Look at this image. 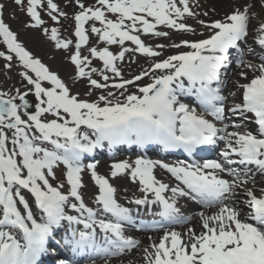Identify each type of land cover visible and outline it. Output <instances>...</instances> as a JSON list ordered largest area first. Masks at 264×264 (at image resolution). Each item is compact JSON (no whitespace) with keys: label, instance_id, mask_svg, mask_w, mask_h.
Listing matches in <instances>:
<instances>
[{"label":"snow or ice","instance_id":"obj_1","mask_svg":"<svg viewBox=\"0 0 264 264\" xmlns=\"http://www.w3.org/2000/svg\"><path fill=\"white\" fill-rule=\"evenodd\" d=\"M14 3L26 10L31 21L27 26L41 28L56 49L67 51L73 45L72 40L59 38L58 29L49 32L43 27L41 12L57 23L59 17L67 16L53 0ZM74 3L79 11L74 15L75 50L69 59L76 69L75 79L86 78L94 89L122 90L123 99L113 91L91 102L72 94L56 73L17 41V35L3 21L0 5V37L8 53L0 52V57L11 68L15 55L27 70L20 75L32 86L30 91L37 101L30 114L29 92L17 90L10 95L0 91V264H40L43 256L56 254V249L49 247L53 241L73 257H87V264H96L97 259L109 264L112 258L139 248L141 242L125 234L126 226H136L132 209L118 202L117 188L110 182L122 177L138 184L142 194L128 203L160 217L142 227L166 229L158 242L143 248L144 264H264V186L257 195L254 179L258 174L264 182V55L258 65L245 64L242 55L230 60L231 50L239 53L241 45L247 44L254 5L247 3L243 10L236 7L223 19L210 23L197 20L209 33L205 37L200 32L201 39L153 45L142 37L171 39L172 32L197 33L185 22L198 15L189 0ZM256 31L255 42L264 49V23ZM90 34L105 45L88 48L90 56L102 62L103 83L92 78L99 70L90 67L92 61L81 54L89 45ZM126 42L133 47L125 46ZM113 45L118 46L116 51L110 50ZM166 48L183 50L164 57ZM136 54L150 59L151 64L125 79L120 65L126 55ZM231 63L249 69L252 78L245 71L238 73L247 82H237L241 102L228 107L227 113L255 125V132L247 125L226 123L227 97L221 93ZM88 67L90 71L85 70ZM145 77L150 82L138 83ZM129 85L136 91L129 92ZM230 95L236 98V92ZM182 97L194 98L201 111L183 102ZM218 141L224 144L219 152L222 159L202 163L181 160L167 164L137 156L134 161L112 164L108 177L90 163L86 169L98 189L94 196L98 207L85 203L82 174L86 169L82 160L105 142L109 149L117 145H136L139 149L160 146L166 152L182 150L191 157ZM240 166H244L243 175ZM157 168L170 174L176 185L158 179ZM238 190L245 198L240 202ZM181 198L213 210L198 213L199 231L193 227L183 232L171 230V225H188L193 219L181 213ZM60 228L66 234L56 240ZM56 264L80 262L58 259Z\"/></svg>","mask_w":264,"mask_h":264},{"label":"rangeland","instance_id":"obj_2","mask_svg":"<svg viewBox=\"0 0 264 264\" xmlns=\"http://www.w3.org/2000/svg\"><path fill=\"white\" fill-rule=\"evenodd\" d=\"M53 2L59 6V9L61 11L67 13V16L59 17V23H57L55 21H52L46 12H41V18L45 22L43 27L49 29V32L52 28H56L58 29L60 39L72 40L73 45H70V48L67 51L63 49H59V50L56 49L54 42L49 39V36H46L43 33L41 28L28 27L27 24L30 23L31 21L26 14V10H22L20 7H18L14 3V0H0V5L3 6L2 12L4 14V19H5L4 23L7 24L10 30L17 35L18 42L21 43L23 47L27 51H29L33 56L37 57L38 59L48 64L52 72L56 73L61 78V80L63 79L68 80L69 78L71 80H74V82H71L70 84L67 85L71 89L72 94H78L80 99L88 100L91 102L97 100L100 95L102 94L106 95L108 91H113L116 93V96L122 100L123 97L120 96V91L122 90H116L112 88L94 89L90 87L86 78L83 80L75 79L76 69L75 66L71 63L69 57L75 50L74 43L76 38L74 35V30H75L74 15L79 11V8L75 6L76 11L70 13L65 10V6L70 5L71 3L75 4L74 0H53ZM190 7L193 10L199 8L202 9L206 6L205 5L196 6L193 3V6L191 5ZM197 11L200 12L199 10ZM254 16L257 22H259V20L261 21L264 20V8L259 9V11H255ZM99 26L100 25L97 23V27ZM258 27L259 26H257L256 29ZM200 32H204L205 37L209 35V33H207V30L203 28L197 29L196 34H191V33H187V34L191 38L190 40H198L203 38L199 36ZM174 34L175 32L171 33V38L172 36H174ZM178 34L181 35V33ZM152 39L155 40L154 42L161 40L160 43H162L163 42L162 40H167L168 38H152ZM179 40H174L173 42L179 43L178 42ZM145 42L148 43L147 40ZM104 46L105 45L103 44L97 43L96 37L90 34L89 45L81 49L82 56H88L89 59L92 61L90 67H95L99 70L97 73L92 74V78L97 79L98 81L100 78V72L103 71V69H101L103 65L101 61L97 59H93L90 56V53L88 52V48L89 47L102 48ZM125 46L131 47L130 45H125ZM109 48L111 51H116L118 49V46L113 45V46H109ZM181 50L175 49L173 50L174 52L172 51L166 52L164 57H166L169 54H174L176 51H181ZM165 51H170V49L166 48ZM0 52H5L6 54H8L7 47L6 45H4L2 37H0ZM12 55H13V60L11 61V65H12L11 68L6 67L8 62H6L3 59V57H0V91L6 92L10 95H14L17 90H19L21 93L27 91L34 94V91H30L31 88H28V86L23 88L24 85L27 84V82L23 80L22 77H17L11 73L12 69L20 65L15 55L14 54ZM150 64H151L150 59L143 58L139 56V54H136L131 56L126 55L125 61L123 62V64L120 65V67L124 78L131 79L134 75L138 74L141 71V69H147ZM90 67L86 68L85 70L90 71ZM107 74H111V73H107ZM249 77L252 78V73L249 74ZM112 82L113 80H110L108 83L111 84ZM115 82H119V80L117 79ZM148 82H150L149 78H145L143 81L138 83L146 84ZM45 86H49V85H45ZM128 91L134 92L136 91V89L134 86L129 85ZM262 186H264V183H262ZM139 254L143 258V249L141 250V252H139ZM134 261L135 260L133 259L132 264H142L140 263L141 260H136L137 263Z\"/></svg>","mask_w":264,"mask_h":264},{"label":"bare ground","instance_id":"obj_3","mask_svg":"<svg viewBox=\"0 0 264 264\" xmlns=\"http://www.w3.org/2000/svg\"><path fill=\"white\" fill-rule=\"evenodd\" d=\"M192 1H195V0H192ZM198 1H200V0H198ZM92 2H95V1L94 0H85L86 4H90ZM206 2L208 3V7L210 10H205L204 12H202V11L195 12V13H198V15L195 18H188L185 21L187 24H190L192 27L196 28V30L203 28L202 26H200L197 23V20H204L206 23H210L214 20H221L225 17V15L230 14L236 7H240L241 9H243V6L247 3L253 4L254 5L253 8L258 7L259 0H206ZM191 3L192 2L189 1V4H191ZM75 6H76L75 4L71 3L70 5L65 6V10H68V11L74 10V9H76ZM205 12L208 13L206 16L203 15V13H205ZM148 39H149L148 44L154 45L156 43L161 42V40L154 42L155 40L150 39V38H148ZM183 39L190 40L191 38L189 37V35L187 33H181V35L178 33H175L171 39L162 40L163 41L162 43H165L167 45L170 43H174L173 42L174 40H179L178 42H180ZM257 46H258V48L261 49V47L259 45H257ZM169 49H170V51H172L171 48H169ZM165 52H167V51H165ZM21 72H27V70L23 69L22 66H19V67H16L12 71V74L20 76ZM28 74L32 75L34 77V74H32L30 72ZM68 82H71V81H68ZM158 177H159V179L161 178V180H163L164 182L169 183L170 186H175L177 183L174 180V178H172L170 176V174H168L164 170H159ZM130 182H131L130 179H128L127 177H122V178H118L117 180H115V184L117 187V195L122 202H127L130 199H132V191L135 189V185H131ZM168 195H170V193H168ZM178 205L179 206L181 205L185 210H187L188 213L193 214L194 219L192 220V223L189 226L185 227V230L188 227H193L197 231H199L200 229H199V223H198V220H199L198 213L201 211H204L206 213L213 211L212 209H204L203 207H198L194 201L187 200V198H181ZM185 210H183V211H185ZM184 213H186V212H184ZM149 237L150 236H148L144 242L146 245H148L149 242H153V241L158 242L159 241L158 239H156L155 236L151 237V239L153 241L149 240ZM130 257H132V256H130ZM125 259L128 260V258H125ZM110 264H123V263L118 261V262H111Z\"/></svg>","mask_w":264,"mask_h":264}]
</instances>
